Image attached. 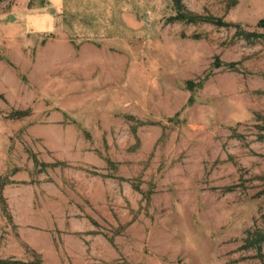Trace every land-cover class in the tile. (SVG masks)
Masks as SVG:
<instances>
[{"label":"rangeland","instance_id":"374dc122","mask_svg":"<svg viewBox=\"0 0 264 264\" xmlns=\"http://www.w3.org/2000/svg\"><path fill=\"white\" fill-rule=\"evenodd\" d=\"M264 0H0V260L264 264Z\"/></svg>","mask_w":264,"mask_h":264},{"label":"trees","instance_id":"16d2710c","mask_svg":"<svg viewBox=\"0 0 264 264\" xmlns=\"http://www.w3.org/2000/svg\"><path fill=\"white\" fill-rule=\"evenodd\" d=\"M264 237V234H263ZM0 264H9V262H7L6 260H0Z\"/></svg>","mask_w":264,"mask_h":264}]
</instances>
